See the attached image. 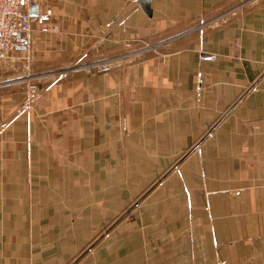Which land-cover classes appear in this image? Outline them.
<instances>
[{
  "label": "crops",
  "instance_id": "crops-1",
  "mask_svg": "<svg viewBox=\"0 0 264 264\" xmlns=\"http://www.w3.org/2000/svg\"><path fill=\"white\" fill-rule=\"evenodd\" d=\"M37 7L54 72L0 64V264H264V0Z\"/></svg>",
  "mask_w": 264,
  "mask_h": 264
},
{
  "label": "built area",
  "instance_id": "built-area-1",
  "mask_svg": "<svg viewBox=\"0 0 264 264\" xmlns=\"http://www.w3.org/2000/svg\"><path fill=\"white\" fill-rule=\"evenodd\" d=\"M38 5V0H0V64L15 65L19 60H23L24 68L30 69L31 55L18 53L29 52L31 48L32 21L36 17L31 13V9ZM51 13L50 9L46 10V15ZM22 46L25 48H21ZM31 87L33 91L39 89L38 83L32 84Z\"/></svg>",
  "mask_w": 264,
  "mask_h": 264
},
{
  "label": "rangeland",
  "instance_id": "rangeland-1",
  "mask_svg": "<svg viewBox=\"0 0 264 264\" xmlns=\"http://www.w3.org/2000/svg\"><path fill=\"white\" fill-rule=\"evenodd\" d=\"M39 1V3H40V0H38ZM18 54H20V55H27V54H29V55H31V60H30V69H25L24 68V62H23V60H19L15 65L17 66V72H16V70L14 71V72H16V73H13V74H15V75H17L18 74V76H19V85H22L23 83H29L28 84V88H29V92L30 93H33V90H32V84H34V83H38V87H39V89L38 90H40V85H39V83L40 82H42L44 79H45V77L47 76V75H49V73H51V72H54V71H48V72H38V71H36V69H34V66H33V60H34V54H33V47H32V44H31V48H30V50H29V52H20V53H18ZM58 72V71H57ZM37 75H43L42 77H40V78H37V77H30V76H37ZM37 90V91H38ZM37 91H35V92H37ZM30 96H31V94H30Z\"/></svg>",
  "mask_w": 264,
  "mask_h": 264
},
{
  "label": "water",
  "instance_id": "water-1",
  "mask_svg": "<svg viewBox=\"0 0 264 264\" xmlns=\"http://www.w3.org/2000/svg\"><path fill=\"white\" fill-rule=\"evenodd\" d=\"M31 13H32L33 15H37V13H38V7H37V6L32 7V9H31ZM21 48H25V47L22 46Z\"/></svg>",
  "mask_w": 264,
  "mask_h": 264
}]
</instances>
